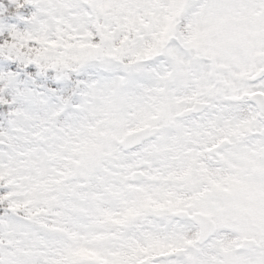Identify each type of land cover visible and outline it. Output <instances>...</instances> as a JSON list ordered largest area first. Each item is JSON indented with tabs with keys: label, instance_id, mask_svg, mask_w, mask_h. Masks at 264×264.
<instances>
[{
	"label": "snow or ice",
	"instance_id": "snow-or-ice-1",
	"mask_svg": "<svg viewBox=\"0 0 264 264\" xmlns=\"http://www.w3.org/2000/svg\"><path fill=\"white\" fill-rule=\"evenodd\" d=\"M0 264H264V0H0Z\"/></svg>",
	"mask_w": 264,
	"mask_h": 264
}]
</instances>
